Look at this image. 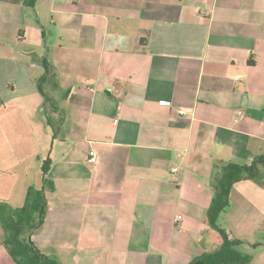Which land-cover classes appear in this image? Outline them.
<instances>
[{
  "label": "crops",
  "instance_id": "1",
  "mask_svg": "<svg viewBox=\"0 0 264 264\" xmlns=\"http://www.w3.org/2000/svg\"><path fill=\"white\" fill-rule=\"evenodd\" d=\"M262 153L264 0H0V200L52 158L33 239L62 264H191L222 244L216 165ZM222 222L264 264V185Z\"/></svg>",
  "mask_w": 264,
  "mask_h": 264
},
{
  "label": "trees",
  "instance_id": "2",
  "mask_svg": "<svg viewBox=\"0 0 264 264\" xmlns=\"http://www.w3.org/2000/svg\"><path fill=\"white\" fill-rule=\"evenodd\" d=\"M51 166L52 158L48 156L42 163L44 185L41 188L31 186L22 207H14L0 200L4 245L19 264H62L45 253L33 239L34 232L42 226L48 213L45 188L47 185L52 186L48 178ZM216 166L221 168L222 175L214 184L215 193L208 217L210 225L220 233L222 244L213 251L195 257L191 264H252V255L239 248L243 241L230 236L222 219L231 206V193L236 182L253 179L264 185V153L257 155L251 163L229 161L220 162ZM263 241L255 242L252 246H261Z\"/></svg>",
  "mask_w": 264,
  "mask_h": 264
},
{
  "label": "built area",
  "instance_id": "3",
  "mask_svg": "<svg viewBox=\"0 0 264 264\" xmlns=\"http://www.w3.org/2000/svg\"><path fill=\"white\" fill-rule=\"evenodd\" d=\"M163 104H170L169 101H162ZM179 112L181 114H185V111L184 110H179ZM88 161L91 162V163H96L97 161V152L95 150H91L90 151V156L88 158ZM174 171L176 169H173ZM182 220V216L181 215H177L176 218H175V223L179 225V223L181 222ZM179 229L181 230L182 227H179Z\"/></svg>",
  "mask_w": 264,
  "mask_h": 264
}]
</instances>
